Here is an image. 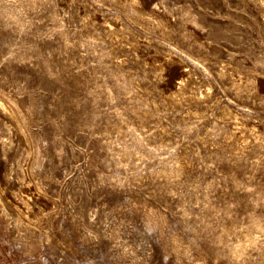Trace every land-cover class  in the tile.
Segmentation results:
<instances>
[{
  "label": "rangeland",
  "instance_id": "rangeland-1",
  "mask_svg": "<svg viewBox=\"0 0 264 264\" xmlns=\"http://www.w3.org/2000/svg\"><path fill=\"white\" fill-rule=\"evenodd\" d=\"M138 2L0 0V264H264V0Z\"/></svg>",
  "mask_w": 264,
  "mask_h": 264
},
{
  "label": "bare ground",
  "instance_id": "bare-ground-1",
  "mask_svg": "<svg viewBox=\"0 0 264 264\" xmlns=\"http://www.w3.org/2000/svg\"><path fill=\"white\" fill-rule=\"evenodd\" d=\"M129 1V0H128ZM130 2L135 5L138 6L140 5V3L138 2V0H130ZM160 17V16H159ZM164 17H162L161 21L164 23ZM166 18V17H165ZM168 58V57H167ZM166 60V59H165ZM178 67V66H177ZM6 109V108H5ZM3 107V102L0 101V112L5 116V118L9 121L8 125H7V129L10 131V127L13 125L15 126L14 128H16L17 132H20V127L19 125H16L13 118H14V113L13 112H8L7 110H5ZM16 121V119H15ZM17 123V122H16ZM11 125V126H10ZM15 130V129H13ZM12 132V131H11ZM2 145V144H1ZM2 147V146H1ZM30 176V175H29ZM10 177H8L4 172H2V174L0 175V198L2 197V186L5 185L4 183L10 181ZM29 178L27 177V182H29L28 180ZM19 187V191L23 194L26 195V199L28 201L33 202L34 204H38V199H39V194L34 193V191H31V189H29L27 186L25 187L26 189H24L22 186H17V188ZM16 188V189H17ZM5 196V195H4ZM3 199V198H2ZM8 205L9 207H12L15 211V221L16 222H28L31 220H39V216H40V212L41 209L39 207L34 208L33 211H29L27 210L28 208H24L21 206H16L13 204V202L11 200H8ZM26 207V206H25Z\"/></svg>",
  "mask_w": 264,
  "mask_h": 264
}]
</instances>
